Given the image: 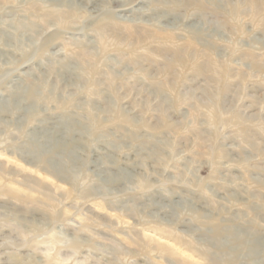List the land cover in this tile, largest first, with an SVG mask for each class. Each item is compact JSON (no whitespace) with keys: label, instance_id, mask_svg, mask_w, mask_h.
Here are the masks:
<instances>
[{"label":"rangeland","instance_id":"rangeland-1","mask_svg":"<svg viewBox=\"0 0 264 264\" xmlns=\"http://www.w3.org/2000/svg\"><path fill=\"white\" fill-rule=\"evenodd\" d=\"M0 264H264V0H0Z\"/></svg>","mask_w":264,"mask_h":264},{"label":"bare ground","instance_id":"bare-ground-1","mask_svg":"<svg viewBox=\"0 0 264 264\" xmlns=\"http://www.w3.org/2000/svg\"><path fill=\"white\" fill-rule=\"evenodd\" d=\"M243 247H244V244L242 243V241H240L239 244H237L236 249L239 248V250H240V248H243Z\"/></svg>","mask_w":264,"mask_h":264}]
</instances>
